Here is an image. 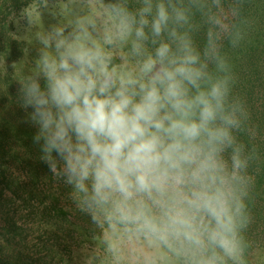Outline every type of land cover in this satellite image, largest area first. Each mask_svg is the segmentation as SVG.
<instances>
[{"label":"clouds","instance_id":"1","mask_svg":"<svg viewBox=\"0 0 264 264\" xmlns=\"http://www.w3.org/2000/svg\"><path fill=\"white\" fill-rule=\"evenodd\" d=\"M204 14L202 53L171 0H79L35 32L17 102L40 159L99 230L85 264H246L253 178L236 133L249 114L230 99L223 0Z\"/></svg>","mask_w":264,"mask_h":264},{"label":"trees","instance_id":"2","mask_svg":"<svg viewBox=\"0 0 264 264\" xmlns=\"http://www.w3.org/2000/svg\"><path fill=\"white\" fill-rule=\"evenodd\" d=\"M49 1L54 0H0V264H85L86 252L102 246L99 230L78 210L71 189L57 182L40 159L32 142L36 129L17 102L20 81L33 67L40 45L35 36L21 38L14 22ZM122 2L135 11L140 0ZM171 2L188 10L190 22L183 30L202 53L210 27L204 13L211 0ZM223 8L229 30L218 43L231 78L230 99L241 101L249 114L236 133L250 157L253 178L246 200L251 222L244 231L245 258L246 264H264V0H223ZM209 70L219 75L211 63ZM5 190L20 200L29 226L7 216Z\"/></svg>","mask_w":264,"mask_h":264},{"label":"rangeland","instance_id":"3","mask_svg":"<svg viewBox=\"0 0 264 264\" xmlns=\"http://www.w3.org/2000/svg\"><path fill=\"white\" fill-rule=\"evenodd\" d=\"M94 3L97 7L101 4L94 0ZM79 7V0H54L49 1L44 4L43 7H32L30 10L27 11L26 18L17 19L14 24L17 26L16 31L19 33L20 37L26 39L30 36H35V32L38 28H49L55 21L63 23L66 20L65 10L66 8H71L72 10H77ZM29 13H33L32 16V23H30ZM36 14H38V24L35 23L36 21ZM11 193L8 190H5L4 194L2 195V199L5 203V211L7 216H13L16 220L18 225L27 226L26 223L29 221L26 220L24 217L26 210L22 209L21 204L19 203L20 200H13L11 199ZM3 215L0 214V231L2 230V222Z\"/></svg>","mask_w":264,"mask_h":264}]
</instances>
